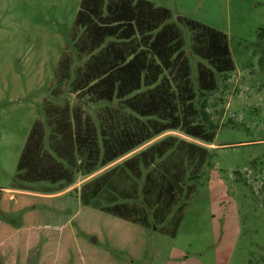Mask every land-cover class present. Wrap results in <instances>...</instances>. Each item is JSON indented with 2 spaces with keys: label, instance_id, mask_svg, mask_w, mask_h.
Returning <instances> with one entry per match:
<instances>
[{
  "label": "rangeland",
  "instance_id": "obj_1",
  "mask_svg": "<svg viewBox=\"0 0 264 264\" xmlns=\"http://www.w3.org/2000/svg\"><path fill=\"white\" fill-rule=\"evenodd\" d=\"M81 1L0 0V264H264V44L256 37L264 0H144L170 12L185 52L184 20H195L226 35L235 64L209 95L218 127L212 146L177 132L152 141L177 135L184 142L159 162L160 173L187 184L199 176L181 212L142 227L103 211L107 194L83 204V184L107 167L60 193L47 183L15 182L35 121L51 152V129L74 111L94 121L103 109L72 88L76 68L90 57L73 29ZM118 180L125 190L143 183L120 171Z\"/></svg>",
  "mask_w": 264,
  "mask_h": 264
},
{
  "label": "trees",
  "instance_id": "obj_2",
  "mask_svg": "<svg viewBox=\"0 0 264 264\" xmlns=\"http://www.w3.org/2000/svg\"><path fill=\"white\" fill-rule=\"evenodd\" d=\"M170 18L168 10L144 0L81 1L73 29L81 32L77 46L87 48L84 53L90 57L76 68L72 88L94 105L103 104V109L94 121L82 120L74 111L65 126L51 129L48 141L55 142L49 146L51 152L45 151L43 126L35 121L17 163L15 182L47 183L60 193L78 178L92 177L107 167L83 184V204L107 194L111 199L103 211L142 227L163 224L174 208L182 211L199 176H189L187 181L194 183L187 184L180 175L160 173L157 166L184 143L177 135L212 146L218 127L207 111L209 95L216 91L218 78L224 82L234 72L235 64L226 35L195 20H184L191 35L185 52L184 39ZM256 37L264 44V26ZM191 58L197 60L195 78ZM119 171L143 183L125 190Z\"/></svg>",
  "mask_w": 264,
  "mask_h": 264
},
{
  "label": "water",
  "instance_id": "obj_3",
  "mask_svg": "<svg viewBox=\"0 0 264 264\" xmlns=\"http://www.w3.org/2000/svg\"><path fill=\"white\" fill-rule=\"evenodd\" d=\"M178 20H180V18H178ZM90 241H91V243H95V241H96L95 237H92V238L90 239Z\"/></svg>",
  "mask_w": 264,
  "mask_h": 264
}]
</instances>
